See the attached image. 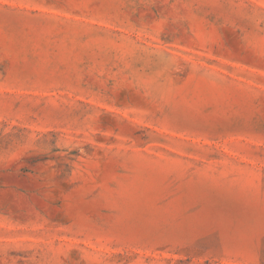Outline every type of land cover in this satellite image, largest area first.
I'll return each mask as SVG.
<instances>
[{"label":"rangeland","instance_id":"obj_1","mask_svg":"<svg viewBox=\"0 0 264 264\" xmlns=\"http://www.w3.org/2000/svg\"><path fill=\"white\" fill-rule=\"evenodd\" d=\"M0 264H264V0H0Z\"/></svg>","mask_w":264,"mask_h":264}]
</instances>
